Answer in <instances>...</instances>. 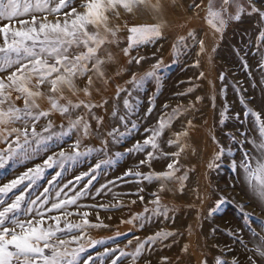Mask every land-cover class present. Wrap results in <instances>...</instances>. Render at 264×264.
I'll use <instances>...</instances> for the list:
<instances>
[{"label": "rangeland", "instance_id": "1", "mask_svg": "<svg viewBox=\"0 0 264 264\" xmlns=\"http://www.w3.org/2000/svg\"><path fill=\"white\" fill-rule=\"evenodd\" d=\"M162 2L165 11L159 18L150 11H141L134 17L124 14L120 20L111 21L113 25L121 26L126 20L129 26L155 23H163L164 26L161 38L134 48L130 56H124L122 52V48L127 47L129 35L127 29L122 27L118 34L120 47H110L115 60L110 68L105 69L109 83L101 92H93V102L108 101L105 107L93 110L94 116L102 117V123L98 124L96 119L90 118L86 110H80L78 114L83 115L90 125L87 136L81 126L59 141L54 137L48 142L47 150L33 142L27 158L0 169V184L16 178L28 168L43 165L44 160L54 152L59 153L63 149L66 154L70 153L72 145L79 139L81 152L89 148L94 151L80 157L78 161L66 162L64 169L58 166L45 167L43 175L25 195L26 198H35L44 188H49L45 195L51 201L56 200V192L61 189V199L71 198L84 189L90 177L95 175L96 178L87 185V195L81 196L77 202L79 208H68L73 213L68 218L72 222H79L81 219L76 215L77 211H87L90 224L106 225L85 229L84 239L80 242L85 245V251L81 253L82 260H86L89 255L95 258L97 252H103L105 247L119 246L111 257L104 258L105 264H111V260L116 257L120 258L119 264H200L205 259L209 264H214V257L220 254V249L225 244L243 260L245 249L229 235V230L243 227L241 235L251 247L256 240L245 224L238 206L241 203L246 206L245 211L252 214V220L249 221L251 227L260 232L261 222L264 221V203L247 184L241 183V175L233 170L231 161L233 158L239 161L243 152L251 149L250 144H243L241 133H247L249 138L255 135L252 118L243 115L245 109L240 102L241 98L246 102L251 101L249 107L256 110L264 108V74L258 67L261 56L256 46L259 33L264 29V22L256 14L249 15L247 0H240L247 11L239 20H228L221 34L208 24L205 10H199V16L188 11L187 6L191 0ZM207 2L208 0H203L205 5ZM221 2L222 0H216L217 7ZM229 11L234 14L235 8H230ZM189 32H194L195 37H190ZM180 37H184V40L181 41ZM199 40L204 41L203 52L200 50ZM260 51L264 52V48ZM139 56L145 57L139 65L128 63L131 57ZM157 61H162L156 70L159 79L148 78L139 87L129 83L133 73L139 79L152 71ZM200 73L204 75L201 76ZM117 85L125 89L119 98ZM168 86L170 87L167 89ZM197 97L200 99L197 100ZM124 99L129 100L131 110L125 109ZM157 103L163 108L168 106L167 110L165 108V111H159L158 121L161 117L167 119L178 106L187 110L173 117L170 126L157 137L159 148L154 152L156 158L150 161V165H140V160L147 158V152L153 151L151 146L144 152L129 153L126 150L131 149L137 141L142 144L151 135V130L159 127V124L155 127L141 126L142 115L148 116V111L144 113L143 108ZM225 106L226 118L221 124V112L225 110ZM43 107H48L46 102ZM113 111L117 115L113 116ZM237 113H240L239 119L236 117ZM121 116L125 118L124 121H121ZM72 118L75 119V116ZM51 119V132L67 130L68 119L59 113L53 114ZM177 119L178 123L182 120L184 125L178 127L179 124L175 122ZM188 120H192V126L187 124ZM46 124V120H41L37 125V132L41 136L49 135V132L43 131ZM133 124H136L135 128L132 127ZM114 129L117 130L115 138L108 135ZM183 131H187L188 135L180 138V143L185 147L179 157L180 170L176 173L177 176L187 175L182 190L179 181L164 182V189L161 191V181L149 182L142 177L124 175L128 169L145 175L167 171V164L174 158L165 156L164 153L178 150L175 144L170 146L168 141L175 140V133ZM121 133L124 135L121 136ZM212 136H215L218 144L213 142ZM221 146L225 150V156L217 161L219 167L209 168V163ZM6 147V144L0 142V149ZM117 153L124 155L117 158ZM109 159L113 160L112 164L102 163ZM98 163L101 167L96 169ZM57 172H62V175L49 185L48 181ZM86 172L89 176L76 181L75 177ZM68 181H72V184L64 188ZM104 185L107 187H102ZM123 185L125 191L121 190ZM23 188L24 185L19 186L4 199L14 198ZM153 193L160 197L161 211L164 206L169 209L167 216L153 211L156 208L151 203L155 200ZM220 194L227 196L228 202L209 216V210L215 206ZM145 208L148 209L147 212ZM58 214L54 212L46 215ZM134 217L139 218L133 220ZM129 220L133 222L126 223ZM63 224L64 220L61 218V227ZM48 225L55 227L54 221L46 219L45 226ZM162 230L174 235L164 241L145 243L140 257L134 261L131 254L135 252L137 243L145 242L148 237ZM88 237L104 243L89 247ZM129 240L132 241L131 245L128 244ZM214 244H219L220 248L213 247ZM185 246L186 252L183 251ZM121 250L129 255L121 256ZM164 257L168 258L166 262L162 260ZM222 258L230 260L231 254L225 253Z\"/></svg>", "mask_w": 264, "mask_h": 264}, {"label": "snow or ice", "instance_id": "2", "mask_svg": "<svg viewBox=\"0 0 264 264\" xmlns=\"http://www.w3.org/2000/svg\"><path fill=\"white\" fill-rule=\"evenodd\" d=\"M247 6L250 9L249 15L256 14L260 21L264 22V0H247ZM230 8H235L234 14L229 11ZM187 9L194 16H199V10H205L208 24L221 34L228 20H239L247 11L240 0H222L219 7L216 5V0H208L206 5L203 0H191ZM141 11H150L159 18L163 15L165 6L162 0H0V142L7 145L6 148L0 149V169L27 158L33 142L47 150L48 142L54 137L59 141L73 129L78 130L81 126L84 135L87 136L90 125L83 115L78 114L82 109L87 111L90 118L96 119L98 124L102 123V117L94 116L93 110L105 107L108 101L93 102V92H101L109 83L105 69L110 68L115 60L110 47H120L118 34L122 27L129 33L127 47L122 48L124 56H130L134 48L162 36L163 23L132 24L131 26L127 20L122 26L111 23L113 19L120 20L124 14L134 17ZM188 35L195 37L194 32H189ZM180 40L183 41L184 37H180ZM199 44L203 52L204 41L199 40ZM256 46L261 56L258 67L264 74V52L260 51L264 48V29H261L259 33ZM143 59H145L143 56L131 57L128 63L134 62L139 65ZM161 63L162 61H157L152 71L139 79L133 73L129 83L139 87L148 78L159 79L156 70ZM198 64L199 61H197ZM200 75L204 74L200 73ZM123 91L125 89L117 85V98ZM81 96L84 98L81 99ZM199 99L200 97H197V100ZM45 102L48 105L46 109L43 107ZM240 102L245 109L243 115L252 118L251 124L255 135L249 138L247 133H241L243 144H250L251 149L244 151L239 161L233 158L231 167L241 175V183L247 184L248 188L264 203V108L256 110L249 107L248 104L251 101L246 102L243 97ZM123 103L125 109H132L128 99H124ZM167 107L165 105V108ZM186 110L178 106L173 109L172 115L167 119L161 117L158 121L159 127L151 130V135L145 138L142 144L137 141L126 152H144L148 146H151L153 151H148L147 158L139 162L140 165H150V161L156 158L155 150L159 148L157 137L170 126L173 117H177L181 111ZM151 111L152 109L149 108L148 113L150 114ZM55 113L68 119L67 130L59 133L51 132L53 127L51 117ZM226 113L227 106L221 112V124L224 123ZM115 115L117 112L113 111V116ZM73 116L75 119L72 118ZM236 117L239 119L240 113H237ZM120 119L124 121L125 118L121 116ZM41 120L47 121L43 129L44 132H49L47 136H41L37 132V125ZM187 124L192 126V120H188ZM132 127L135 128L136 124ZM116 132L117 130L114 129L108 135L115 138ZM187 135V131L177 132L176 139L168 141L170 146L175 144L178 150L164 153L165 156L174 158L167 164V171L145 175L128 169L124 175L142 177L149 182L161 181V191L164 189V182L179 181L182 190L187 175L177 176L176 173L180 170L179 157L185 147L180 143V138ZM211 138L214 143H219L215 136ZM79 149L80 140L77 139L70 153L66 154L63 149L59 153L54 152L44 160L43 165L38 164L35 168H28L16 178L0 184V264H97V262L105 264L104 258L111 257L119 249V246L105 247L103 252H97L95 258L89 255L86 260H82L81 253L85 251V245L80 242L84 239L85 229L106 225L90 224L87 211L76 212V215L81 217L79 222L68 219L73 215L68 211L69 206L79 208L77 202L81 196L87 195V185L96 178L95 175L90 177L84 189L71 198L61 199L63 192L61 189L56 192V200L51 201L45 195L49 192V188H44L43 192L35 198H26L25 194L43 175L45 167L58 166L64 169L66 162L78 161L80 157L94 151L89 148L81 152ZM229 154H231L230 151ZM123 155V153H117L116 157L121 158ZM224 156L225 150L221 146L208 167H219L217 161ZM102 163L112 164L113 160L109 159ZM100 167V163L95 166L96 169ZM61 175L62 172H57L48 181L49 185ZM84 176H89V173H82L75 179L80 181ZM70 184L72 181H68L64 188ZM21 185H24V188L18 195L4 199ZM153 195L155 200L151 203L156 205L153 211L167 216L169 209L164 206L161 211L160 197L155 193ZM140 199L143 200V197ZM227 202L228 197L220 194L215 206L209 210V216L218 212ZM238 207L256 243L251 247L245 243L241 235L243 227L238 230H229V235L244 247V259L242 260L232 248L225 244L220 249V254L214 257V264H264V221L260 225L261 231L257 232L249 223L252 220V214L245 211L246 206L241 203ZM147 211L148 209L145 208V212ZM54 212L59 214L46 215ZM61 218L64 220L63 227H61ZM138 218L134 217L133 220ZM46 219L54 221L55 227L52 225L46 227ZM132 222V220L126 221V223ZM173 235L172 232L162 230L148 237L145 242L137 243L135 252L131 254L133 260L140 257L145 243L164 241ZM136 239L139 241L138 237ZM87 243L91 247L104 242L88 237ZM128 244L131 245L132 241L129 240ZM213 247L220 248L219 244H214ZM183 251H187V246ZM225 253L231 254L230 260L222 258ZM126 255L129 253L121 250V256ZM119 259V257L112 259L111 264H119ZM162 260L166 262L168 258L164 257ZM200 264H209V262L205 259Z\"/></svg>", "mask_w": 264, "mask_h": 264}, {"label": "crops", "instance_id": "3", "mask_svg": "<svg viewBox=\"0 0 264 264\" xmlns=\"http://www.w3.org/2000/svg\"><path fill=\"white\" fill-rule=\"evenodd\" d=\"M165 87H166V85H165ZM170 86H168L167 87V89L169 88ZM168 99V98H167ZM161 105V104H160ZM149 108H151L152 109V111H151V113L149 114L148 113V116H145L144 114L142 115L143 117V119L141 120V126H149V127H155V126H158V119H157V115L159 114V111H163L165 108H163V107H160L159 106V104L157 103V105L155 104V105H149L148 107H144L143 108V112L144 113H146L147 111H148V109ZM171 109V108H170ZM165 110H167V108L165 109ZM164 110V111H165ZM169 110V109H168ZM181 118H183V115L181 116ZM176 122V124H179V126L178 127H180V126H182V125H184L183 124V121L182 120H179V123H178V119H177V121H175ZM171 127H174V126H171ZM125 189V186L123 185V186H121V190L122 191H125L124 190Z\"/></svg>", "mask_w": 264, "mask_h": 264}, {"label": "bare ground", "instance_id": "4", "mask_svg": "<svg viewBox=\"0 0 264 264\" xmlns=\"http://www.w3.org/2000/svg\"><path fill=\"white\" fill-rule=\"evenodd\" d=\"M161 161V160H160Z\"/></svg>", "mask_w": 264, "mask_h": 264}]
</instances>
